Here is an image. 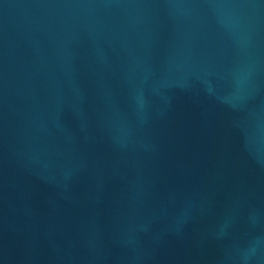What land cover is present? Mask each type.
<instances>
[{
  "label": "water",
  "instance_id": "water-1",
  "mask_svg": "<svg viewBox=\"0 0 264 264\" xmlns=\"http://www.w3.org/2000/svg\"><path fill=\"white\" fill-rule=\"evenodd\" d=\"M0 264H264V0H0Z\"/></svg>",
  "mask_w": 264,
  "mask_h": 264
}]
</instances>
